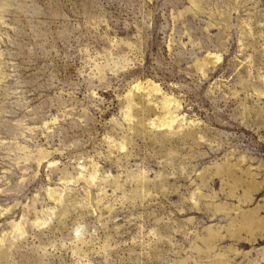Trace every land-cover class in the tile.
Listing matches in <instances>:
<instances>
[{"label":"rangeland","instance_id":"374dc122","mask_svg":"<svg viewBox=\"0 0 264 264\" xmlns=\"http://www.w3.org/2000/svg\"><path fill=\"white\" fill-rule=\"evenodd\" d=\"M0 264H264V0H0Z\"/></svg>","mask_w":264,"mask_h":264},{"label":"bare ground","instance_id":"6f19581e","mask_svg":"<svg viewBox=\"0 0 264 264\" xmlns=\"http://www.w3.org/2000/svg\"><path fill=\"white\" fill-rule=\"evenodd\" d=\"M212 57V56H211ZM216 57V56H215ZM214 57V58H215ZM219 60V59H216ZM134 92L136 90V92L141 91L142 94L146 93V95H150L152 92H158L159 88L156 84H154L153 82H147V84L143 85L142 83H137L135 84L134 88H133ZM135 92V93H136ZM132 93V92H131ZM131 95V94H130ZM134 95V93H133ZM154 95V94H152ZM163 104H164V109H166L168 114H172L173 112H171V106L174 104V101L171 98L165 97L163 100ZM170 114V115H171ZM173 115V114H172ZM253 184V183H252ZM251 188V187H250ZM252 189V188H251Z\"/></svg>","mask_w":264,"mask_h":264}]
</instances>
